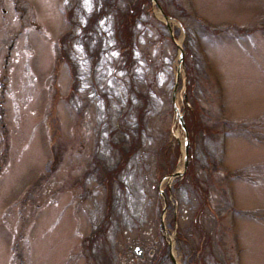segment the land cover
<instances>
[{
  "label": "rangeland",
  "instance_id": "rangeland-1",
  "mask_svg": "<svg viewBox=\"0 0 264 264\" xmlns=\"http://www.w3.org/2000/svg\"><path fill=\"white\" fill-rule=\"evenodd\" d=\"M17 1L27 9L21 23L35 19L38 28L18 33L23 26L12 1L0 0V264H89L85 242L91 238L97 264H129L126 245L146 229L148 238L155 233L162 198L163 226L178 264H264V0H174L178 13L171 10L183 17H167L169 30L151 1L157 29L137 27L141 39L133 50L136 87L150 100L146 126L128 145L120 173L103 175L110 192L102 172L92 170L97 141L109 167L118 157V134L110 143L109 130L118 126L128 134L133 129L126 125L137 121L126 103L127 75L104 76L119 55L110 23L100 22L108 39L96 68L91 65L94 82L81 45L90 27L80 25L96 0ZM154 21L168 31L162 42L159 32L166 34ZM79 31L82 39L75 41ZM184 61L197 68L187 90ZM178 114L187 138L197 140L195 160L187 150L184 165ZM176 146L170 172L184 167L185 173L159 181V166L167 167ZM191 160L194 186L186 172ZM190 191L202 195L188 199ZM193 217L200 221L190 226Z\"/></svg>",
  "mask_w": 264,
  "mask_h": 264
},
{
  "label": "trees",
  "instance_id": "trees-1",
  "mask_svg": "<svg viewBox=\"0 0 264 264\" xmlns=\"http://www.w3.org/2000/svg\"><path fill=\"white\" fill-rule=\"evenodd\" d=\"M156 1L160 4L162 11L168 16L173 17V18H176L174 16H177L179 18L183 17L180 14H177L179 5L176 3L174 4L173 2L174 0H156ZM149 4H150V0H96L92 6V9L88 13H85L83 15V17H85L84 20H86L84 25L90 27V29L87 30L86 34L83 36V39L86 43V44H83V48H85L86 52L89 53L91 60L95 61V64L96 63L98 64V57L100 54L104 52L106 48V44H107V37H106L107 35L105 33V30L100 26V22L103 19L109 21L110 39L113 41V45L111 46L112 48L118 50V53H119L118 62L112 63V64L116 66L118 69H120V71H122V73L126 74L128 77V81L126 84V87H128L127 94H126V103L128 104V109H130L131 112L134 113L137 119V121L135 120L133 123L126 125L130 129H133V131L128 132V134L125 133L124 129H118L117 128L118 126L116 127L117 130L115 131L113 130V133H111V129L109 130L108 133H109L110 143L114 141V139L111 138L113 134L114 133L118 134L117 140H115L117 144L116 146L118 147L116 148V150L118 151V157L113 165L108 167L101 162L100 160L101 158H99L98 154H96L95 156L94 161L98 163V169L100 170V172H102V177H104L105 179V181L104 180L103 181H104V184L106 182L105 187L107 188V192H110L112 185L108 183L107 177L103 175H106V172L108 173L113 172L112 178H114L113 176L115 173H120L119 168H122L123 165L128 160V157L126 156L127 154L126 149L128 145L129 146L130 144L133 145L134 141L135 143H137V139H139L140 137V130L145 129V126H146V123L144 124V120H143L144 114H145L144 111H145L146 103L148 105V102L150 100H149L148 94L146 93V90L142 91L136 87L137 83L135 82V59L133 57V50L135 46H139L140 39H141V37L137 33V30H136L137 27L157 29L156 25H153L152 23L154 19L152 18V15L150 14ZM171 7L177 10V13L171 10ZM174 13L176 15H174ZM144 15L146 16L148 15V17H145ZM154 22L160 24L164 33L166 34V35H163V33L159 32V36L157 40L159 42H162L161 41L162 36L168 37L166 28L164 27L162 23L157 22V21H154ZM82 27H85V26L82 25ZM144 57L146 58L147 61L153 64V65L152 64H149V65H152L154 68L157 67V64L154 62V59H151L149 57V52L145 51ZM188 64L190 63H186V66H187V71L189 70V77L191 79L187 77V72H186V78H187L186 90L187 88L190 89V86L194 84L191 80H195L196 78V74H195L196 67L193 64L194 70H192L193 67L191 68ZM142 79H144V74L142 76ZM124 81L125 79L123 80V82ZM151 83L153 85L152 81ZM144 85H145V82H144ZM149 85H150L149 83H146L144 87L149 88ZM92 86L95 89L94 87L95 85L92 84ZM100 95L103 96V94L99 93V96ZM138 99H140L142 103H140ZM137 101H139V103L136 104L137 108L129 107L131 104ZM106 102H107V97L104 99V107L106 105ZM106 109L107 108H105V110ZM116 115L119 118H121L120 123H123L122 121L124 120L122 119V117L124 115V111L121 112L118 110ZM108 124L110 125V120L107 121V125ZM110 133H111V136H110ZM188 140L190 143V146L188 148L189 150L188 155L190 158H194L195 160V157H196L195 144L197 140L195 136L192 137L191 135H189ZM125 142L128 144H125ZM166 155L167 153L164 155V158ZM178 155H179V151L176 146L175 149H173L172 161L169 160L168 162L167 159L164 161L165 163L167 162V167L165 168V165H164V167L160 169V166H159V171H158L159 176L162 174L168 173L172 170L171 167L174 164L176 157H178ZM194 166H195V163L193 162V160H191L189 161L186 167V172H188L191 177L190 179L191 186H194V179L192 177L195 174Z\"/></svg>",
  "mask_w": 264,
  "mask_h": 264
},
{
  "label": "flooded vegetation",
  "instance_id": "flooded-vegetation-1",
  "mask_svg": "<svg viewBox=\"0 0 264 264\" xmlns=\"http://www.w3.org/2000/svg\"><path fill=\"white\" fill-rule=\"evenodd\" d=\"M30 7H31V5H28V8L31 11ZM12 10L14 12H16V18L18 20H20V26H23L22 30L18 29V33H20V34L23 33L27 28H34V29L38 28V27H34V25L36 24V22L34 21L35 20L34 18H33L34 20H28V23L26 25H24L25 22H23V21L21 23V20H23V19L27 20V17H26L27 9L26 8H23V9L20 8V3L17 0H12ZM1 11L5 12V8L1 7ZM1 16H3V14H1ZM199 194L200 193L190 191L189 193H187V195H188L187 198L188 199L191 198V195H192L191 199L194 200L196 198V196H199ZM200 195H202V194H200ZM203 200H204V198H203ZM193 219H192L193 222L191 223L190 226L197 225V223L200 221L199 217H196V218L193 217ZM192 220H190V221H192ZM172 221L175 223L176 218L172 219ZM190 221L188 222V225H189ZM215 221L217 222V218H215ZM124 222L126 224V220ZM158 222H159V218H158ZM151 223H152V220H151ZM168 224L170 225L171 223H168ZM147 231L148 230L146 229V230L140 232V235H138V237H141V238H140V240L136 241L137 243L126 245V250L129 252L128 253L129 264H137V263H139L138 260H140V262H145V264H178V262L175 261V259H174L175 257L173 256V254L170 253L171 250L169 249L170 244L168 241L169 237H167L165 226H164V228L159 226L158 229H156L155 233L152 234L151 238L147 237ZM136 233L139 234V229L136 230ZM203 238H205V239L207 238L205 236V234L202 235V239ZM91 241H92V238L90 241L86 240V242H85V248L88 249V256H86V257L91 258V262L89 264H97L98 259L95 258V255H94L95 244H94V242H92V244H90ZM147 241H150V242H147ZM208 242H209L208 240H205V244ZM81 243H82V241H81ZM145 244H149V245L147 246ZM203 246L206 248L205 245H203ZM91 247H92V249H91ZM208 248L211 251V248L210 247H208ZM205 255H207V254H205ZM187 262H189L187 264H194L190 259ZM182 264H186V261L182 262Z\"/></svg>",
  "mask_w": 264,
  "mask_h": 264
},
{
  "label": "water",
  "instance_id": "water-1",
  "mask_svg": "<svg viewBox=\"0 0 264 264\" xmlns=\"http://www.w3.org/2000/svg\"><path fill=\"white\" fill-rule=\"evenodd\" d=\"M152 2L155 4V0H152ZM158 10H159V12H160V14L162 15V17H163V19H164V21H165V24H166V26H167V28H168V30H169V26H168V24H167V22H166V18H167V16L161 11V9H160V7L158 6ZM169 34H170V36H171V33H170V31H169ZM177 46V48H178V51H179V56H178V62H179V65H181L182 64V52H181V49L179 48V45H176ZM179 70V69H178ZM176 78H177V76H175ZM176 78H175V82H174V84H173V88H172V93H171V99L173 100V97H174V90H175V87H176V84H177V80H176ZM173 112L174 113H176V108H175V106H173ZM178 120H179V123H180V125H181V127H182V130L184 131V150H183V165L185 164V162H186V155H187V134H186V132H185V128H184V125H183V120H182V118H181V116L179 115V117H178ZM183 169H184V167H183ZM180 174V172L179 171H175V172H173V173H171V174H168L166 177H168V178H172V177H174V176H178ZM164 209H165V206H163V208H162V212L164 211ZM160 219H161V217H160ZM161 221V220H160Z\"/></svg>",
  "mask_w": 264,
  "mask_h": 264
}]
</instances>
